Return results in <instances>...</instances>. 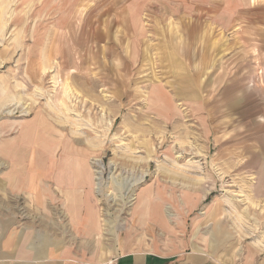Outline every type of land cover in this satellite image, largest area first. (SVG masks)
I'll return each mask as SVG.
<instances>
[{"label": "rangeland", "instance_id": "374dc122", "mask_svg": "<svg viewBox=\"0 0 264 264\" xmlns=\"http://www.w3.org/2000/svg\"><path fill=\"white\" fill-rule=\"evenodd\" d=\"M186 1L0 0V92L15 98L0 111V175L53 155L88 161L95 242L110 255L128 239L264 264V24L245 21L264 5L220 23L222 8ZM40 50L52 55L43 73L29 66ZM232 77L254 103L225 102ZM189 89L205 104L184 103Z\"/></svg>", "mask_w": 264, "mask_h": 264}, {"label": "crops", "instance_id": "0c3cea01", "mask_svg": "<svg viewBox=\"0 0 264 264\" xmlns=\"http://www.w3.org/2000/svg\"><path fill=\"white\" fill-rule=\"evenodd\" d=\"M258 1L187 0L185 6L222 8L223 20L220 23H233L241 18L239 15L243 9L264 5V1ZM258 17H246L245 21L264 24V17ZM260 39L264 57V32ZM49 55L46 50L38 51L37 62L29 63V66L34 71H49L52 65ZM53 55L59 54L54 52ZM238 67L235 66V70ZM261 67L264 71V66ZM246 70L253 79L254 66ZM230 80L226 91L235 95H230L232 97L225 102L237 105L254 103L253 95L245 89L244 80L237 77ZM197 86L201 87V83ZM2 93L5 96H1ZM7 94L4 90L0 92V111L10 107L15 100ZM186 94H183L186 98L184 103H194L197 107L205 104V99H200L196 89H189V95ZM261 98L264 104V87ZM54 148V151H62L61 143L55 144ZM0 162L2 167H8V161ZM16 164L11 166L12 169H20L13 170L16 174L5 170L0 175V264H203L198 258L192 261L151 250H131L133 244L128 239L120 244L118 252L116 249L110 255L108 243L105 248L103 242H95L99 216L94 205L92 163L53 155V158ZM154 209L149 207L147 214L157 224L156 217L161 215V211L155 213Z\"/></svg>", "mask_w": 264, "mask_h": 264}, {"label": "bare ground", "instance_id": "6f19581e", "mask_svg": "<svg viewBox=\"0 0 264 264\" xmlns=\"http://www.w3.org/2000/svg\"><path fill=\"white\" fill-rule=\"evenodd\" d=\"M62 13V12H61ZM64 14V13H63ZM24 22V21H23ZM26 22V21H25ZM53 28V27H52ZM23 29V28H22ZM52 31H53V29H52ZM39 46V45H38ZM47 46V45H46ZM49 46V45H48ZM53 46V45H52ZM22 48H23V46H21ZM41 47V46H40ZM44 48H45V46H44ZM41 51V50H40ZM48 63V62H47Z\"/></svg>", "mask_w": 264, "mask_h": 264}]
</instances>
